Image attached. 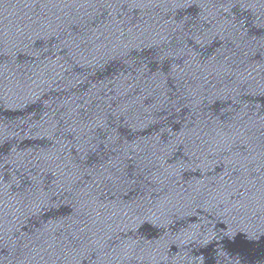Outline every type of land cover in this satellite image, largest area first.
Listing matches in <instances>:
<instances>
[{
	"label": "water",
	"instance_id": "obj_1",
	"mask_svg": "<svg viewBox=\"0 0 264 264\" xmlns=\"http://www.w3.org/2000/svg\"><path fill=\"white\" fill-rule=\"evenodd\" d=\"M0 264H264V0H0Z\"/></svg>",
	"mask_w": 264,
	"mask_h": 264
}]
</instances>
